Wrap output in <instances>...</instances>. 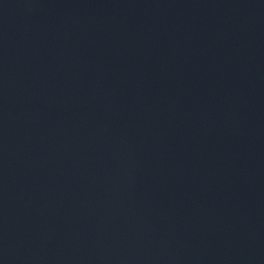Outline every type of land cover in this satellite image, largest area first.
<instances>
[{
	"label": "water",
	"instance_id": "1",
	"mask_svg": "<svg viewBox=\"0 0 264 264\" xmlns=\"http://www.w3.org/2000/svg\"><path fill=\"white\" fill-rule=\"evenodd\" d=\"M0 264H264V0H0Z\"/></svg>",
	"mask_w": 264,
	"mask_h": 264
}]
</instances>
